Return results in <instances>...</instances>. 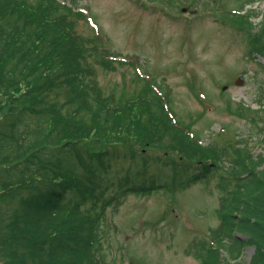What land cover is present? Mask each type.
I'll return each instance as SVG.
<instances>
[{
	"label": "trees",
	"instance_id": "trees-1",
	"mask_svg": "<svg viewBox=\"0 0 264 264\" xmlns=\"http://www.w3.org/2000/svg\"><path fill=\"white\" fill-rule=\"evenodd\" d=\"M60 1L0 0V202H6L0 204V264H113L100 251L111 199L104 198L102 176L81 147L100 142L114 150L136 144L163 149L167 134L175 140L171 149L207 160L199 177L219 168L229 177L220 185V224L210 242L196 247L200 264H264V151L255 154L244 140L203 145L178 120L168 95L145 92L111 102L89 53L103 60L115 54L90 46L76 29V15L84 14ZM238 13L246 22L248 16ZM256 34L260 45L253 52L264 57V27ZM257 124L264 132V101ZM87 149L101 165L109 152ZM165 186L120 184L114 204L131 192ZM88 198L94 208L102 201L100 210L85 207ZM246 245L254 246L249 261L242 259Z\"/></svg>",
	"mask_w": 264,
	"mask_h": 264
},
{
	"label": "rangeland",
	"instance_id": "rangeland-1",
	"mask_svg": "<svg viewBox=\"0 0 264 264\" xmlns=\"http://www.w3.org/2000/svg\"><path fill=\"white\" fill-rule=\"evenodd\" d=\"M60 2L75 3V10L84 14L76 15V29L90 38V46L115 54L103 60L93 49L89 53L94 77L111 102L125 103L145 92L168 95L178 120L203 145L239 146L244 140L255 154L264 151V132L257 124L264 101V57L253 52L260 45L256 32L264 27V0ZM239 11L248 16L246 22ZM166 138L163 149L136 144V149L125 145L114 150L100 142L81 147L86 162L102 176L104 198L111 199L100 248L107 262L200 264L196 247L210 242L212 229L220 224V185L229 178L226 171L219 168L199 177L207 160L199 155L191 160L168 147L174 146V137ZM87 148L109 151L103 157L107 167L97 157L91 160ZM78 156L73 155L76 161ZM153 181L166 186L131 192L115 206L120 184ZM100 202L94 208L88 198L84 206L96 211ZM253 253L254 246L246 245L242 259L249 261Z\"/></svg>",
	"mask_w": 264,
	"mask_h": 264
}]
</instances>
